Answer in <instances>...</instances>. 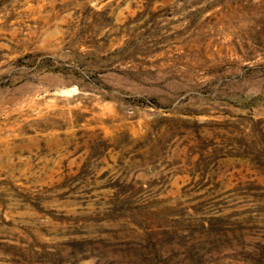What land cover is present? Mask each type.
Returning <instances> with one entry per match:
<instances>
[{
	"label": "rangeland",
	"instance_id": "obj_1",
	"mask_svg": "<svg viewBox=\"0 0 264 264\" xmlns=\"http://www.w3.org/2000/svg\"><path fill=\"white\" fill-rule=\"evenodd\" d=\"M0 264H264V0H0Z\"/></svg>",
	"mask_w": 264,
	"mask_h": 264
}]
</instances>
